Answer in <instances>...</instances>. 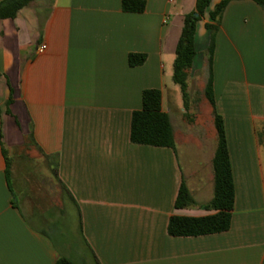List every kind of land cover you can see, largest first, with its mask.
I'll return each instance as SVG.
<instances>
[{
  "label": "crops",
  "instance_id": "1",
  "mask_svg": "<svg viewBox=\"0 0 264 264\" xmlns=\"http://www.w3.org/2000/svg\"><path fill=\"white\" fill-rule=\"evenodd\" d=\"M121 1L50 0L43 9L33 0L0 20V264H76L67 219L93 264H264L263 9L230 0L215 35L214 104L234 184L230 227L173 236L171 216L216 212L203 207L213 195L211 161L192 165L185 182L195 204L177 208L184 173L176 148L132 143L130 124L142 92L154 88L173 127L167 81L195 0H144L141 12L124 11ZM219 1L196 22L188 80L207 75L206 23ZM129 54L145 59L130 66Z\"/></svg>",
  "mask_w": 264,
  "mask_h": 264
},
{
  "label": "trees",
  "instance_id": "2",
  "mask_svg": "<svg viewBox=\"0 0 264 264\" xmlns=\"http://www.w3.org/2000/svg\"><path fill=\"white\" fill-rule=\"evenodd\" d=\"M33 0H1L0 20L15 18L22 8ZM230 0H220L209 12L211 22L206 23L210 32V39L206 54V82L204 96L212 107L214 127L216 130V147L212 158L213 168V195L209 202L203 205L205 209L216 210L214 214L203 217L171 216L167 231L173 236H196L223 232L229 229L231 211L234 205V184L230 168L226 135L221 116L215 110L213 94L212 64L215 45V35L221 21L223 11ZM264 11V0H253ZM210 0H195L193 10L183 17V24L175 47L172 80L180 87L184 109L188 102V77L192 67L194 49V33L196 22L203 16ZM124 11L141 12L144 10V0H122ZM144 54H129L128 64L136 66L142 64ZM10 102L8 101L7 104ZM32 138V137H30ZM264 145V130L259 133ZM130 141L137 144L164 146L175 149L173 127L169 115L161 109V91L159 89H145L142 92V107L134 111L131 116ZM6 160V173H9L10 162ZM55 164V156L51 157ZM195 204L188 190L185 180L182 179L175 200L177 208ZM55 264H74L66 257L58 258Z\"/></svg>",
  "mask_w": 264,
  "mask_h": 264
},
{
  "label": "rangeland",
  "instance_id": "3",
  "mask_svg": "<svg viewBox=\"0 0 264 264\" xmlns=\"http://www.w3.org/2000/svg\"><path fill=\"white\" fill-rule=\"evenodd\" d=\"M49 3L50 0H34L32 6L46 9ZM25 11H28V9ZM167 82L170 115L175 134V148L180 167L184 173V180L186 181L192 165L199 163L200 159L203 161L210 159L212 165L215 151L216 130L212 107L204 96L206 75L194 72L189 78L187 86L189 97L187 108L184 109V112H182L184 106L180 87L171 78ZM190 127L195 128V130L193 131ZM186 130L190 132H186ZM9 156H11V151H9ZM210 192L213 194L212 185ZM63 227L64 236H67L65 242L69 245L67 251L76 264H93L91 256L77 235L76 225L70 223L67 219ZM56 243L61 244L62 241L56 239Z\"/></svg>",
  "mask_w": 264,
  "mask_h": 264
},
{
  "label": "built area",
  "instance_id": "4",
  "mask_svg": "<svg viewBox=\"0 0 264 264\" xmlns=\"http://www.w3.org/2000/svg\"><path fill=\"white\" fill-rule=\"evenodd\" d=\"M45 44H41L38 48L39 51H43L45 49Z\"/></svg>",
  "mask_w": 264,
  "mask_h": 264
}]
</instances>
